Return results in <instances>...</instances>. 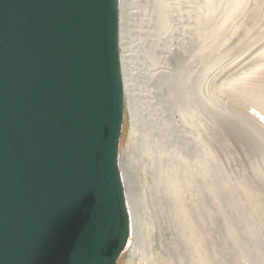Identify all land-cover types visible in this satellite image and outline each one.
<instances>
[{
	"label": "rangeland",
	"instance_id": "obj_1",
	"mask_svg": "<svg viewBox=\"0 0 264 264\" xmlns=\"http://www.w3.org/2000/svg\"><path fill=\"white\" fill-rule=\"evenodd\" d=\"M150 1L146 14L145 0H124L120 11L126 92L119 153L136 213L131 248L117 264H264V119L250 115H264V107L249 94L264 93V0H165L161 29ZM155 51L161 56L149 63ZM178 51L203 103L174 97L163 76L147 77L155 68L175 74ZM132 97L149 101L144 112H166L191 146L149 137L141 117L133 122ZM228 116L259 150L224 122Z\"/></svg>",
	"mask_w": 264,
	"mask_h": 264
},
{
	"label": "water",
	"instance_id": "obj_2",
	"mask_svg": "<svg viewBox=\"0 0 264 264\" xmlns=\"http://www.w3.org/2000/svg\"><path fill=\"white\" fill-rule=\"evenodd\" d=\"M118 0H0V264H116Z\"/></svg>",
	"mask_w": 264,
	"mask_h": 264
},
{
	"label": "bare ground",
	"instance_id": "obj_3",
	"mask_svg": "<svg viewBox=\"0 0 264 264\" xmlns=\"http://www.w3.org/2000/svg\"><path fill=\"white\" fill-rule=\"evenodd\" d=\"M119 1V14H120V28H119V47H120V59H121V73H122V78H123V86H124V97H125V85H124V56L121 52V45H122V17H121V9H122V4L124 0H118ZM147 4L145 3L143 6H141V11L143 14H146V12L150 11L149 10V5H150V0H145ZM165 0H155L154 4V18L157 25L158 29H161L163 25H165V19L168 17V10L165 9L163 5ZM140 11V12H141ZM191 37V36H190ZM159 45V42H155L153 48H157ZM185 46V45H184ZM188 49V48H187ZM181 50V49H180ZM183 51V49H182ZM191 52V51H190ZM189 52V53H190ZM148 54L145 55V59ZM161 52L160 51H155L153 56H149L150 58L149 63H154V58H160ZM188 60L184 58V55L182 54L181 51L176 52V54L173 55L172 57V62L176 63L179 68L176 71L175 74H169L165 71H163L161 68L157 70L156 68L151 70L150 73L147 74L148 78H151L152 80H155L158 78V76H163L164 82H167L169 84L170 90L173 93L174 97L179 98L181 100H186L187 98L189 99H196L198 101H201L203 103V98L200 94V84L198 79L194 80V86L192 82V88H189V83H191V80L193 79V71H191V66L189 68L188 66ZM193 65V64H192ZM164 69V68H163ZM195 71V70H194ZM193 90V91H192ZM249 94L261 105L264 107V93H256V92H249ZM203 99V100H202ZM131 102V110H132V116H133V122L136 121L139 117L142 118V123L144 125L145 131L149 135V137L153 138L160 146H164L170 141H173L176 144L179 145H184V147H190L192 141L188 140L186 141L184 138V133L183 130H179L178 128H171V124L169 120L164 117L166 112L164 113L163 111V116L159 117L158 114L155 115L153 111H146L140 109L141 106H148L149 107V101L143 98V100H138L132 97L130 99ZM204 107H207L204 104ZM217 114L223 116L222 113L215 111ZM214 113V112H213ZM251 117L255 119H264V115L261 113H251ZM138 121V120H137ZM224 122H226L228 125H231L234 129L238 131V133L244 137L245 139L254 147V149L259 150L260 147L256 140L251 137L250 132L242 129L236 122H234L233 119L226 117L224 119ZM122 154V153H121ZM119 176H120V181L122 184V189H123V198L125 202V207H126V212H127V218H128V236L126 240V244L124 245L122 251L124 249H130L131 248V243H132V228L135 225V213L136 209L134 210L132 207H130V203L127 201V197L129 195L130 187L128 182H131V177L126 173L127 169L123 167L121 156L119 153ZM125 162V161H124ZM163 168H165L166 173L170 175L171 168H172V163L171 162H164ZM126 169V170H125ZM120 170H122V173H120ZM126 171V172H125ZM136 174V173H135ZM134 178L132 179V181ZM130 187V188H129ZM137 188V187H136ZM121 253V252H120ZM120 257V254L118 255L116 259V264L118 263V258Z\"/></svg>",
	"mask_w": 264,
	"mask_h": 264
}]
</instances>
